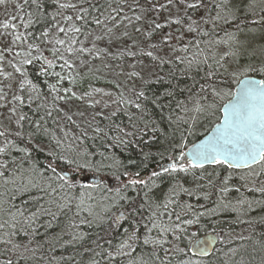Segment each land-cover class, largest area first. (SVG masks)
Listing matches in <instances>:
<instances>
[{
  "label": "snow or ice",
  "instance_id": "1",
  "mask_svg": "<svg viewBox=\"0 0 264 264\" xmlns=\"http://www.w3.org/2000/svg\"><path fill=\"white\" fill-rule=\"evenodd\" d=\"M3 3L5 0H0V4ZM227 4L228 0H223V3L215 4V8L224 10ZM173 5L178 9L176 14L171 13ZM15 7L19 14L0 23V39H7V43L0 46V109H7L8 119L16 116L18 108L25 103L31 105L35 101H47L49 96L53 107L63 111L58 107V101L68 103L73 98L85 100L94 93L108 95L100 88H92L82 95H77L72 87H65L64 84L77 83L81 69L88 67L89 58L112 56L109 47L113 43L130 42H126L119 51L118 55L121 57L140 56L164 63V59L156 55L161 46L168 47L173 39L182 41L184 38L182 34L174 37L173 33L164 32L166 25L181 26L183 32L199 35L202 31L200 20L204 23L210 21L216 26L217 21L224 19L220 11L210 16L209 20H204L203 15L198 19H193L189 15L192 10L204 9L207 12L205 0L191 2L166 0L165 3H160L159 0H145V4L140 0H132L131 4L128 0H112L106 8L103 5L98 6L97 0H23ZM257 7L260 13H264V0H249L246 10L255 15ZM126 8L132 13L131 16L125 12ZM26 9L28 10L25 11ZM162 11H168L169 16L158 22L157 17ZM149 12L153 14L151 17L148 16ZM228 19L235 20V14L229 11ZM17 20L20 21L19 24L14 22ZM253 23H259L264 28V15H260L259 21ZM121 26L124 30L117 35L116 30ZM129 27H132L133 33L140 35L142 39H135L127 30ZM20 28H23V31ZM179 31L178 28L177 32ZM241 31L242 29L237 26V32ZM249 31L254 32L256 29L252 28ZM157 35L161 37L159 40L154 39ZM203 35L207 36L209 33L203 32ZM225 35L227 39L217 40L215 43L229 45L230 49L235 48V51L224 52L218 60L203 55L204 50L200 48V41L195 36L192 46L197 51L191 57H174L175 60L186 64L189 69L194 63L197 65L203 63L207 65L208 71L205 72V83L200 85V94L195 98L190 97L192 107L188 108L183 103L178 104L177 107L184 115L177 116L176 121L169 117L170 123H175L176 127L171 134L165 136L164 143L156 147L155 153L152 150L154 145L148 141L158 140L159 129L154 122L144 121L147 109L140 101L141 98L149 99L145 88L133 90L135 100L121 96L114 101L135 108L141 113L137 116L123 109L128 115L131 131L128 130V126L121 127L112 121L116 112L105 117L110 122L108 131L114 132L111 139L116 144L136 143L140 148L139 162L134 159L128 161L129 165H136L135 171H130L126 165L103 153H100L99 160H89L86 151L77 153L72 158L56 154L57 160L75 165L67 170L59 165L53 166L51 162L42 167L31 159L30 148H18L15 141L7 137L5 131H0V137L4 138V142L0 144V264H53L57 258H49L44 251L45 243L49 244L51 250V238L43 243L37 239L40 235L38 229L42 226L39 223L41 216L51 217L43 225L46 229L52 227V221H55L65 209L71 211L73 204L77 214L87 212L89 216H93L94 208L90 203L94 200L90 194L92 191L111 194L103 196V199L109 201L104 211L109 213L112 208L116 209L115 214L108 217L114 227H122L121 221L124 220H128L130 224L129 228H124L122 238L114 246L112 239H109L106 241L109 249H105L103 254L95 253L97 256L102 255L107 264L114 262L120 264L118 258L122 257L128 258L127 264H204L203 258L209 255L208 246L211 242L197 239L195 232H189V226L199 224L205 216L224 212L241 213L252 210L254 203L264 204V201L249 200L243 194L235 202L228 199V193L232 191L230 182L233 175L241 170H246V174L239 175L241 187L248 188L251 184L249 191L264 196V79L238 78L246 76L247 73H264V58L259 64L242 65L230 73L236 80L237 90L233 91L230 88L226 93L230 97L229 103L219 109L224 114L223 120L216 125L210 135L205 136L199 143H193L187 151L184 150L188 147V137L193 134L195 124L202 117L215 115L218 109L216 101L224 99L223 90L214 84L217 69H224L227 72V64L221 61L224 57L244 54L241 51L242 43L236 33L226 32ZM104 41H107L108 46L99 48L98 44ZM189 47L188 44H183L179 50L187 53ZM171 51L175 52L177 49L172 47ZM261 52L264 53V48ZM210 59L212 63H209ZM35 65L39 67L35 68ZM131 77H141V73L133 71L130 73ZM41 78H45L42 83L47 92L41 87ZM50 80L54 82H49ZM147 83L145 81V85ZM88 102L92 106L100 103L92 100ZM152 102L156 103V100L153 99ZM43 106L38 104L37 108ZM104 107L108 105L105 104ZM46 114L51 116L50 111ZM26 118V115L21 113L15 123L22 127L21 122ZM67 119L72 120V117L67 116ZM140 122H143V127H140ZM181 122L188 126L181 129ZM35 126L39 132L40 122L35 121ZM108 131L99 125L94 128L95 134L104 139L109 138ZM149 132L152 135L145 141L143 137ZM15 135L22 137L23 133L18 131ZM137 136L138 141L127 139ZM56 144L60 146L61 141L56 140ZM14 148L23 155L19 158L12 155ZM145 148L148 150L145 151ZM156 154L160 156V160L166 158V162L161 164L155 160ZM149 163H153L154 168L147 175H142V170L147 169ZM206 165L219 167L228 174L221 177L219 173H215L216 178L213 179V174L206 172ZM85 171L91 172L93 176L103 171L105 175L99 176L98 182L91 183L90 178L83 175ZM109 174L116 182L115 188L107 182ZM181 174L192 177V186L186 187L180 179H176V183L162 201L153 200L145 192L144 203L136 204L133 199L123 194L128 188L135 189L138 186L148 188L151 185L155 188L157 180L165 175L175 179ZM205 178L207 186L202 183ZM206 187L219 193L213 208L201 206L203 211H200L192 203L184 202L180 212L175 210V206L181 203L178 199L181 194L208 200L212 192L205 190ZM235 191L240 192V188H235ZM120 201L126 202L129 207L125 208ZM170 205L174 206L171 210ZM52 206H55L56 212L52 211ZM145 207L149 209V215L146 217L140 211ZM137 216L140 217L139 220ZM91 222L86 219L80 221ZM261 222L264 223V217H261ZM44 235L47 236V232ZM83 235L73 234L72 240L83 239ZM216 238L220 242H225L224 236L219 233ZM71 242L69 240L64 243ZM138 246H150V251L146 255L136 256ZM229 253L231 256L241 255V250L230 248ZM257 254L260 256L259 264H264V241H259L258 247L254 246L252 252L247 253L251 259L246 261L241 255L239 262L233 264H253ZM90 264H99V261L93 259Z\"/></svg>",
  "mask_w": 264,
  "mask_h": 264
},
{
  "label": "trees",
  "instance_id": "2",
  "mask_svg": "<svg viewBox=\"0 0 264 264\" xmlns=\"http://www.w3.org/2000/svg\"><path fill=\"white\" fill-rule=\"evenodd\" d=\"M22 2L23 0H5V3L0 4V6H12L13 9L15 8L14 11H17V14H15V16H17L19 13L15 5ZM111 2L112 0H97L98 6L103 5L105 8L107 4ZM140 2L145 4V0H140ZM159 2L165 3L166 0H159ZM128 3L131 4L132 0H128ZM217 3H223V0H205L207 12H205L204 9L192 10L189 12V15H191L193 19H198L201 15H203L204 20H209V17L214 16L217 11H220L221 16L224 17V19L216 22V26H213L210 21L208 23H204L203 20H200L199 23L202 31L199 35L183 32V28L181 26H165L163 30L164 32H171L174 34V37H179L182 34L184 38L182 41L179 39H173L168 47L161 46L156 55L162 57L165 61L164 63H159L151 60L150 58L140 56L135 58L115 56V52L113 50H109L113 53L112 56H102L99 59L89 58L92 66L100 69L101 76L95 77V75L92 76L89 73H86L85 76H81L78 82L74 85L77 90V94L82 95L84 92H88L90 88H100L105 91L107 86L103 78V74L113 73L114 68H120L119 71L127 70V72L139 71V69L144 70V74L140 72L142 78L134 77V80L130 81V84L139 82L140 89L141 87H144L146 96L149 97L148 100L141 98L140 102H142L147 109V112L144 114V121L154 122L159 129L157 133L158 140L148 141V136L152 135L151 132H149L148 135H145L143 139L154 145L152 150L155 153L156 147H159L160 144L164 143L165 136L171 134L173 128L176 127L175 123H170L169 117H171L172 121H176L177 116L184 115L181 109L177 107L178 104L183 103L188 108L192 107L190 97L195 98L200 94V85L205 83V72L208 71L207 65L203 63L199 65L194 63L189 69L186 64L175 60L174 57H191V55L197 51V49L192 46L193 36H195L196 39L200 41V48L204 50L203 55L214 57L218 60L224 52L230 50L235 51V48L230 49L229 45L223 43L216 44L215 41L227 39V36L225 35L226 32L236 33L242 43L241 51L244 54L241 56L239 55L236 59H234L235 57H224L221 61V63L227 64V72H225L224 69H217V76L214 78V84L223 90L222 95L224 96V99L216 101L218 109L216 110L215 115L207 118L202 117L195 124L193 134L188 137L189 147L201 138L219 120V109L222 104L230 98L226 95V93L230 88L233 90L236 85V80L230 75V73L233 70L240 68L242 65H247L249 63L259 64L260 60L264 58V53L261 52V49L264 48V28H262L259 23H253V21H259L260 15H264V13H260L259 7L256 9V14L253 15L248 13L246 10L249 0H228L227 7L224 10L216 9L215 4ZM27 10L28 9L25 11ZM177 11L178 9L175 5H173L171 13ZM229 11L235 14V20L228 19ZM125 12L129 16L132 15L131 12H128L127 8L125 9ZM168 14V11H162L157 17L158 22H162L166 17H168ZM225 20H227V22H225ZM15 23L19 24L20 21L17 20ZM237 26L242 29L241 32H237ZM36 27L38 30L39 25ZM93 27L95 26L93 25ZM178 28L180 29L179 32H177ZM252 28H255L256 31H249V29ZM20 30L23 31V28H20ZM123 30V26L118 28L116 30L117 35ZM127 30L135 39H142L140 35L133 33L132 27H129ZM97 31H99V29H97ZM203 32H207L209 35L205 36L203 35ZM160 38V35H157L154 39L159 40ZM117 43L119 44L120 42L118 41ZM183 44H188L190 46L187 53L179 50ZM172 47H175L177 51L172 52ZM165 50H167L166 55L164 54ZM253 53L255 54L253 55ZM169 60L172 62L168 63L167 61ZM212 62L213 61L210 59L209 63ZM132 65H135V67L133 68ZM34 67L38 68L39 65H35ZM246 76L263 78L264 73H247ZM157 77L162 79H157ZM242 77L244 76H239L238 78L241 79ZM43 79L45 78H41V87L45 92H47L45 85L42 83ZM145 81L148 82L146 85ZM49 82L54 81L50 80ZM166 93L171 94L168 95ZM209 98L212 99L211 97ZM153 99L156 100V103L152 102ZM133 100H135V96H133ZM38 104H43L44 106L38 109ZM123 109L126 108H123L122 106L118 107L116 115L112 117V121L115 124H120L121 127L128 126V130L131 131L132 129L129 125L128 115L125 111H123ZM18 110L20 114L23 113L27 117L21 122L22 127L19 126L20 132L23 133V136L17 137L16 135H7V137L14 140L18 148H30L31 159L38 162V164L42 167L46 166L49 162H51L53 166L59 165V167H62L65 170L70 167H75V165H68L65 161L57 160L56 154H63L72 158L75 157L76 151L72 154L70 148L68 147V141L66 140L68 135L65 132L68 125L66 121L67 119L65 120L66 123H63V113L53 107L51 96L48 97L47 101H35L31 105L25 103L22 107L18 108ZM126 110L130 112L128 109ZM48 111L51 112V116L46 114ZM135 114L137 116L141 115V113L137 110ZM105 117L108 116H96L95 119L92 120L91 126L95 128L99 125L100 127L105 128V131H108L110 122ZM213 117H216V119L213 122H210ZM35 121L40 122L41 127L39 132L36 131ZM187 126L188 125L183 124L182 122L180 124L181 129H184ZM140 127H143V122H140ZM113 135L114 132L108 131L109 138L104 139L102 136H97L95 132L83 134L80 140L82 149L81 153L86 151L89 154L87 157L89 160H99L101 158L100 153H103L105 156L112 157L113 159L120 161L123 165H126L130 171H135L136 165H129L128 161L130 159H134L139 162L141 159L140 148L137 147L136 143H130L128 145L116 144L111 139ZM127 139L138 141L139 137H129ZM176 139H179L178 132L176 133ZM56 140L61 141L60 146H57ZM144 150L147 151L148 149L145 148ZM12 155L19 158L23 155V153L18 152L17 149L14 148L12 149ZM155 160L159 161L161 164L166 162V158L165 160H160V156L158 154L155 155ZM80 162L82 163L83 161L81 160ZM154 166L155 165L153 163H149L148 168L143 169L142 173L148 174ZM206 172L212 173L213 179L216 178L215 173H219L221 177L228 174L227 171H224L216 166L206 167ZM89 174L92 173L88 171L83 173L85 176H88ZM100 174L105 175V172L102 171ZM237 174L233 175L230 182L232 191L228 193V199L235 202V200L243 194V196L249 200L264 201V196L260 193L249 191L251 188L250 185H248V188L241 187L242 182L239 180V175L246 174V171L238 172ZM49 175H51V173H49ZM110 178L111 176L109 174L108 179ZM176 179H180L186 187L192 186L191 176L185 177L181 174L180 177H176L174 179L173 177L165 175L162 179L157 180V187L155 188L151 185H149L148 188L138 186L135 189L128 188L123 194L133 199L136 204L144 203L145 192H147L153 200L162 201L169 193L170 188L176 183ZM163 180L164 186L162 188ZM202 183L207 186V178H205ZM237 187L240 188V192L235 191V188ZM205 190L212 192V195L208 200H204L203 197H189L181 194L178 198L181 203L179 206H175V210L180 212L183 208L184 202L192 203L200 211H203L201 206L213 208L219 193L213 192L212 189L207 187ZM90 194L94 197V200L90 201L94 208L93 216H89L87 212H80L77 214L75 204H73L71 205V211L65 209L62 214L58 215L55 221H52V227L47 229L43 225H45L51 217L41 216L39 223L42 226L38 229L40 235L37 239L43 243L45 240L51 238V250H49V244L45 243L44 251L47 253L49 258H57L56 261H53V264H90L93 259L98 260L99 264H107V262L102 258V255L97 256L95 253L103 254L105 249H109V245L106 242L109 239H112L114 246L116 242L122 238L124 228L130 227L128 220L121 221L122 227H114L112 223H108V221H100L99 215L105 214L102 211L109 203L108 200L103 199V196H111V194H102L99 191H92ZM120 202L121 204H124L125 208L129 207L126 202ZM17 203H19V200ZM173 207V205H170V210ZM244 207L247 208V205ZM52 211H57L55 206H52ZM140 211L145 217L149 215V209L147 207L141 209ZM241 213L244 216L247 215L248 218L243 220L237 219L234 216L235 214L231 212L219 213L214 216H205L201 219L199 224L189 226V232H195L196 237L197 235L209 232L213 229L228 235L237 233L235 237H237L238 234L241 235L240 237L238 236L241 240L240 245L243 246L241 249V255H243L247 261L248 259H251L247 253H251L254 246L258 247L259 241H264V223L261 222V217H264V204L254 203L252 210ZM238 214L243 216L240 213ZM81 219L90 220L92 222L80 223ZM137 219L139 220L140 217L137 216ZM234 219L237 220L234 221ZM141 231H143V229H141ZM45 232H47V236L44 235ZM81 233L84 234L83 239L72 240L73 234L79 235ZM56 237H59V239H56ZM69 240L72 242L68 244L64 243ZM97 245H100V247H97ZM148 251H150V246H138L136 256H140L142 254L146 255ZM227 251L228 249L215 251L211 257L203 259L204 264H229V261L233 264L234 259L241 258V255H236L234 258L231 257V259H233L231 260L229 259V256L227 257L226 255L228 254L226 253ZM61 257H63V259H60ZM68 257H71V259H68ZM118 259L120 264H127V257ZM259 259L260 256L257 254L253 264H259Z\"/></svg>",
  "mask_w": 264,
  "mask_h": 264
},
{
  "label": "rangeland",
  "instance_id": "3",
  "mask_svg": "<svg viewBox=\"0 0 264 264\" xmlns=\"http://www.w3.org/2000/svg\"><path fill=\"white\" fill-rule=\"evenodd\" d=\"M15 8L13 9L12 6L10 7H1L0 6V23H2L3 21L10 19L11 17L15 16V14H17V11H14ZM177 12H174L172 14H176ZM153 14L149 13L148 16L151 17ZM169 16V14H168ZM147 18V17H146ZM15 22V21H14ZM120 43L118 44L113 43L110 47L109 50H113L115 52V56H119L118 53L119 51L124 47V44L128 41H119ZM7 43V39H0V46H3L4 44ZM107 41L101 42L100 44H98L99 48H104L107 47ZM166 51L164 52V54L166 55ZM241 56V55H240ZM239 56L235 57L234 59L238 58ZM90 69V70H89ZM120 69V68H119ZM119 69L114 68L113 69V73H109V74H103V78L106 82V90L104 91V93H107L108 95H105L103 93H94L91 97L86 98L85 100H77L75 98H73L70 102L65 103L64 101H58L57 104L59 105V108L63 109V111H61L63 113L64 116V120L63 123L65 122V120L67 119V116H71L72 120H66L68 125L66 127V134L68 135L66 140L68 141V147L70 148L72 154L77 155L78 153H81V144H80V140H81V136L85 133H93V129L94 127L91 126L92 124V120L93 117L98 116L97 113H103L104 116H109L111 115L112 112H116L119 106H122L123 108L128 109L130 112L135 113L136 109L135 108H130L128 105L125 104H119V103H114V101H117L119 97L123 96L124 98L133 100V90L139 91L140 90V84L139 82L134 83V84H130L132 80H134V77L130 78V73L131 72H127V70H123V71H119ZM139 72H142L144 74V70L139 69ZM86 73L91 74L92 76L95 75V77L101 76L100 73V69L95 68L92 66L91 61L89 60L88 63V67L81 69V74L79 77H77V82L79 80V78L81 76H85ZM142 74V75H143ZM65 87H72L73 91H77L76 88L74 87V85H70L67 82H65L64 84ZM92 88L89 89V91ZM77 93V92H76ZM78 95V94H77ZM89 100L92 101H100L99 104H96L95 106H92L89 104ZM107 104L108 107H104V105ZM80 113H83V115H80ZM20 115L19 110L17 111L16 116L11 117V119H8L9 117V113L7 111V109H0V131H5L6 135H15L16 132H20V128L19 125H17L15 123V120L18 118V116ZM216 119V117H213L210 122H213ZM66 123V122H65ZM4 142V138L0 137V144H2ZM75 155V156H76ZM257 171L259 169H256ZM238 175V174H237ZM250 187L251 184H249ZM102 212L105 213V211L103 210ZM234 213L235 217L237 219L243 220V219H247L248 216H240L238 213L232 212ZM115 214V210L114 208H112L111 212L109 213H105V214H100L99 215V220L103 221V222H107L111 223V221L108 220V217ZM237 219H234V221H236ZM237 233L232 234V235H228L226 233H223V236L225 238V242H222V246L224 247L225 244H229V242L231 243L232 241L238 239L241 235L238 234L237 237L236 236ZM237 246V245H236ZM231 256V254L229 253L227 255ZM232 258H234L235 256H231ZM241 258H236V259H231L234 262H239ZM229 264H232L231 261H229Z\"/></svg>",
  "mask_w": 264,
  "mask_h": 264
},
{
  "label": "water",
  "instance_id": "4",
  "mask_svg": "<svg viewBox=\"0 0 264 264\" xmlns=\"http://www.w3.org/2000/svg\"><path fill=\"white\" fill-rule=\"evenodd\" d=\"M245 78H250V79H254V80H260L259 78H256V77H252V76H246V77H243L242 79H245ZM264 79V78H263ZM235 90H237V85L235 86V88H234V91ZM230 100V99H229ZM229 100H227L224 104H227V103H229ZM223 104V105H224ZM223 105H222V107H223ZM221 107V108H222ZM223 112L221 111V118H220V121L219 122H217L216 124H214L213 126H212V128L206 133V134H204L200 139H198L195 143H199V141L200 140H202V139H204L205 138V136H207V135H210L211 133H212V131L214 130V128L216 127V125L218 124V123H220L222 120H223ZM191 146H189L188 148H190ZM188 148H187V150H188ZM186 150V151H187ZM207 166H213V165H206V167ZM99 178H92L91 180L94 182L95 180H98ZM198 239H200V240H207V241H210L211 243H210V245L208 246V253H209V255L208 256H205L204 258H206V257H209L212 253H213V251H214V248H215V246H216V244H217V238H216V236L214 235V234H206V235H203V236H201L200 238H198ZM199 254H197V256H198Z\"/></svg>",
  "mask_w": 264,
  "mask_h": 264
},
{
  "label": "flooded vegetation",
  "instance_id": "5",
  "mask_svg": "<svg viewBox=\"0 0 264 264\" xmlns=\"http://www.w3.org/2000/svg\"><path fill=\"white\" fill-rule=\"evenodd\" d=\"M164 177H165V176H164ZM115 183H116V182H115L114 180H111V181H110V185H111L113 188H115ZM163 186H164V180H163V182H162V187H163ZM237 240L241 241L240 239H236V240L232 241L231 244H235ZM231 246H232V245H231Z\"/></svg>",
  "mask_w": 264,
  "mask_h": 264
}]
</instances>
